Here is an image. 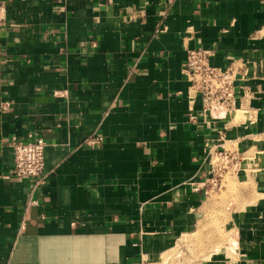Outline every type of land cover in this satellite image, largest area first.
<instances>
[{"label": "crops", "instance_id": "crops-1", "mask_svg": "<svg viewBox=\"0 0 264 264\" xmlns=\"http://www.w3.org/2000/svg\"><path fill=\"white\" fill-rule=\"evenodd\" d=\"M199 48L236 74L220 119L183 71ZM33 137L44 174L17 179L12 143ZM230 147L249 166L236 242L183 264H264V0H0V264L196 250L210 156Z\"/></svg>", "mask_w": 264, "mask_h": 264}, {"label": "built area", "instance_id": "built-area-1", "mask_svg": "<svg viewBox=\"0 0 264 264\" xmlns=\"http://www.w3.org/2000/svg\"><path fill=\"white\" fill-rule=\"evenodd\" d=\"M211 53L208 50L190 49L183 66L191 89L202 102V114L206 118L220 119L224 114L234 110L236 105V74L231 68L221 69L211 65ZM100 139H92L89 144H98ZM13 167L11 176L17 179H38L45 170V150L47 144L41 137H33L31 141H14ZM241 155L236 150L217 149L211 153V176L205 183V194L209 197L215 190L223 187V177L229 168L236 166ZM186 253V252H185ZM182 250L166 261H152L143 254L139 261L133 264H183ZM180 258V259H179Z\"/></svg>", "mask_w": 264, "mask_h": 264}, {"label": "rangeland", "instance_id": "rangeland-1", "mask_svg": "<svg viewBox=\"0 0 264 264\" xmlns=\"http://www.w3.org/2000/svg\"><path fill=\"white\" fill-rule=\"evenodd\" d=\"M230 149L234 150L232 147ZM246 162L247 160H244L241 156L237 165L230 167L224 175L223 187L215 190L209 196L196 250L193 247L191 250H185L186 253L184 252L181 255L183 260L190 262L191 256L195 254L198 256L200 254L202 258H209L211 252L206 251V245H208V248L211 247L210 250L218 252L223 245H227V242L231 245L236 242L237 219H239V215L246 213L249 208L246 201L249 196V186L244 169L249 168V166L245 164Z\"/></svg>", "mask_w": 264, "mask_h": 264}]
</instances>
